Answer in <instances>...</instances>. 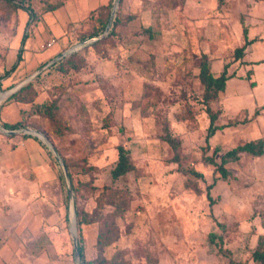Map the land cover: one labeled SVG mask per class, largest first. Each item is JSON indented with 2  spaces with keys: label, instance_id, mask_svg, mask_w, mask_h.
I'll use <instances>...</instances> for the list:
<instances>
[{
  "label": "rangeland",
  "instance_id": "374dc122",
  "mask_svg": "<svg viewBox=\"0 0 264 264\" xmlns=\"http://www.w3.org/2000/svg\"><path fill=\"white\" fill-rule=\"evenodd\" d=\"M17 1L35 16L0 1V165L11 160L4 156L14 146L9 139L24 135L8 131L25 128L39 131L66 159L76 211L91 220L81 224L84 264H263L253 252L264 247V154H240L225 164L227 176L218 166L226 150L264 138V0H119L116 8L112 0L110 17L115 14L97 47L81 37L105 14L95 9L110 0H89L84 7L87 0ZM115 18L121 22L112 30ZM245 30L255 41L235 59ZM25 33L23 59L4 76ZM84 47L82 66L51 64L29 82L33 99H8L25 85L11 95L8 90L58 53ZM205 57L213 73L229 63L232 75L207 103L199 78ZM207 106L217 113L216 124L250 119L218 129L207 142ZM4 107L8 120L17 115L13 122L2 119ZM18 121L29 127L3 126ZM119 145L128 150L131 169L114 179ZM48 155L57 179L52 206L59 211L61 204L63 221L37 223L44 205L33 201L38 196L25 184L35 175L16 174L19 192L0 202V264H75L65 174ZM111 191L125 204L114 219L117 239L100 253V225L116 209L102 198Z\"/></svg>",
  "mask_w": 264,
  "mask_h": 264
},
{
  "label": "trees",
  "instance_id": "16d2710c",
  "mask_svg": "<svg viewBox=\"0 0 264 264\" xmlns=\"http://www.w3.org/2000/svg\"><path fill=\"white\" fill-rule=\"evenodd\" d=\"M0 1L2 3H8L9 5H11L15 8H21L23 10L28 11L30 18H34V16H35V11L33 9H31L30 7L24 5V3L20 2V1H17V0H0ZM165 1H166V4H171L169 0H165ZM179 1H181L183 3L185 0H179ZM111 2H112V0H110V2L107 4L103 3L100 6H98V8L95 9V10H99V11H104L105 14L103 16H98L97 18H95L93 20V23H92L89 31L87 32L86 35H83L81 37V41L93 38L94 36H98L101 33H103V31L105 30V28L107 26L109 18H110V13H111V8H112ZM161 2H164V0H161ZM120 22L121 21H119V19L115 18V21L113 22V27L111 29L113 30ZM112 30H111V32H112ZM244 34H245L244 35V43L235 48V53H234L235 59L240 58L244 54L247 46L255 41V38L250 39L247 36V30L244 31ZM27 37L28 36L25 33L22 37L21 46L18 49L16 60L9 69L5 70V72L3 74L4 76H8L14 70H16L19 63L23 59L24 43H25ZM103 41H104V39L100 38V39L94 41L89 46L97 47ZM88 47H84L82 50L73 51V52L69 53L68 55L63 56L62 58L55 61L51 66L56 67L58 69H63V70H68L69 68H72V67L82 66L85 63V59H84V56L82 53H84ZM61 53L62 52L58 53L57 55H60ZM228 67H229V63H226L223 67V70L220 72V74L216 75L211 70L210 63H209L208 59L205 57L202 60L201 65H200L199 78H200L201 83L204 86V95L203 96H204V101L206 103L209 102L210 100L214 99L220 91H223L226 88L227 82H228L229 78L232 76L228 72ZM248 72L249 73L251 72L250 69L248 70ZM253 84H254V82L252 81V85ZM28 94H30V95H28ZM33 96L34 95L32 92V82H31V83L25 85L22 89L17 91L15 94L11 95L8 99L18 98L21 100L30 101L31 99H33ZM50 105H47L44 107H47L46 109L49 112L47 114L50 117H52L54 114L51 111V109L49 108ZM207 111L209 112V124H208L207 135H206V141L207 142H209L210 137H212L218 129H221V128H224L227 126L237 125L239 123L246 122L250 119V117L243 118V119H239L237 117H234L233 119H231V121H228L224 124H216V119L218 117L217 113L215 111H213L209 106H207ZM177 115L181 116L179 113H177ZM180 118H183V116H181ZM3 126L7 129L29 127L28 125L24 124L23 121H18L15 123L5 122V123H3ZM37 129L41 130L40 128H37ZM47 133L50 134L49 132H47ZM23 136H30V135L24 134ZM34 137L41 143V145L48 152V154L51 155L52 159H54V161L60 166L58 159L55 156H53L49 147L42 141V139L37 137V136H34ZM242 153H248V154H251L253 156L263 155L264 154V138H259L256 140H248V141H245L243 143H239L238 145L234 146L231 149L226 150L224 152V154L222 155L221 163L218 166V169L222 173L223 176H227V174H228V170H227L225 164L227 162H229L230 160L237 159L240 156V154H242ZM65 163L68 165L66 159H65ZM130 169H131V164H130V159L128 156V150L123 145H119L118 146V161H117L114 169L112 170V177L114 179H117V178L125 175ZM197 174L201 175L198 172H197ZM208 197L211 198V195L209 192H208ZM67 198H68V194H67ZM102 198H105L107 200H111V201H108V203H113V205L116 206V209L113 210L112 212H110L107 215L105 221L100 225L98 235H97V240H96V246H97V249L100 251V253H102V251L104 250V248L106 246L110 245L111 243H113L117 239L118 229L114 223V219H115L117 214H120L122 212V209H123L124 204H125L123 199H122V194L118 193L117 191H111L108 194H106L105 197L103 196ZM210 200L212 202V199H210ZM66 208L67 209L69 208L68 203L66 204ZM67 217H68V213H67ZM83 222L90 223L91 220L84 221L82 219V217H80V212L77 211L78 242H79V248L81 251L82 264H84V248L82 245V238L83 237H82V230H81V224ZM253 258L256 261L264 262V247L258 245V247L253 252ZM103 260L106 264H113V262H108L105 259H103ZM120 264H127V262L122 260Z\"/></svg>",
  "mask_w": 264,
  "mask_h": 264
},
{
  "label": "crops",
  "instance_id": "0c3cea01",
  "mask_svg": "<svg viewBox=\"0 0 264 264\" xmlns=\"http://www.w3.org/2000/svg\"><path fill=\"white\" fill-rule=\"evenodd\" d=\"M88 1L89 0L84 2L82 6L83 7L88 6L87 4ZM249 38L252 39L254 37L251 36ZM249 45L247 46V48L249 47ZM244 61L246 63H251V60L244 59ZM251 81H253L255 84V80L252 79ZM7 114L8 111H6V107H4L1 112V116L4 121L13 122L17 118L16 115V118L14 120H8ZM4 117H6V119H4ZM12 142L14 143L13 148L6 150L4 153V156L7 155L10 156L11 160L6 162L5 164L3 163L2 165H0V173H2V177L0 178V188H1L0 190L2 191H0V195L1 193L8 194L9 197L8 198L1 197L0 202L2 201L7 203L11 202L12 199L11 193L19 192L18 183L13 178L14 176H16V174H20L24 177L25 171L31 172V175L32 176L35 175V176L32 178V180L27 181L25 184L27 187L31 186L32 187L31 193L36 194L38 196V198L34 199L33 201L38 202L37 204L44 205L43 212L38 215L39 216L38 219L36 217V220H38L37 223H40L42 225H48V224L53 225L59 220H62V217H64L65 214L62 213V208L60 206L61 204L59 203V208H60L59 211H56V209H54L55 205L54 208L52 206L53 201L51 199V196H52V190H54L52 189V186L56 185L57 179H56V172L53 168V165L51 164L50 157L47 151L43 148L41 143L34 137V135L17 136L9 139V143ZM6 170H9V173L6 174L7 172ZM59 192H60L59 198L62 199L61 190H59ZM9 204L13 208L14 206L13 204L15 203H9ZM9 204L6 205V208L11 207ZM3 206H5V203L3 204ZM30 206H32V204ZM14 208H15L14 211H18L20 209V207L18 206H14ZM55 211L58 213H56ZM21 215L22 214H20L19 212V218ZM2 216L4 217L6 216L5 212L2 213ZM4 217L2 221L4 220V222L7 223L8 221H6L5 220L6 217L5 218ZM12 223L13 222L10 221V224Z\"/></svg>",
  "mask_w": 264,
  "mask_h": 264
},
{
  "label": "water",
  "instance_id": "95a60500",
  "mask_svg": "<svg viewBox=\"0 0 264 264\" xmlns=\"http://www.w3.org/2000/svg\"><path fill=\"white\" fill-rule=\"evenodd\" d=\"M118 3H119V0H117L115 8L118 6ZM114 14H115V9L113 10V12L111 14V17H110V21L107 24L106 34L109 32V29H110V26H111V23H112ZM103 36L104 35L94 36L93 38H91V41H96V40L102 38ZM85 44H87V43H85ZM74 50H75V48H70V49L66 50L65 52L61 53L60 55H58L56 58H54L51 61H49L44 67H41L40 69H38L37 71H35L33 74H31L25 81H23L22 83L16 85L12 89L8 90L7 91V95H11V94L15 93L17 90H19L24 85H26L27 83H29L36 75H38L39 73H41L45 67L53 64L58 59L62 58L65 55H68L69 53L73 52ZM0 103H1V100H0ZM8 132L9 133L19 132V133H24V134L25 133L34 134V135H37L40 138H42L43 141L46 142L49 145V142L45 138V136H43L37 130H33V129H30V128H25V129H22L20 131L9 130ZM51 150L55 154L56 158L58 159V161L60 162V164H61V166H62V168L64 170L65 179H66V183H67V189H68V204H69V210H70V213H72V217H73V221H74L73 245H74L75 264H82L81 251H80V248H79V242H78V237H77V211H76V205H75L73 183H72V180H71V177H70L68 168H67L66 164L64 163L63 159L60 157V155L58 154V152L56 151V149L53 146L51 147Z\"/></svg>",
  "mask_w": 264,
  "mask_h": 264
},
{
  "label": "built area",
  "instance_id": "2783aa9c",
  "mask_svg": "<svg viewBox=\"0 0 264 264\" xmlns=\"http://www.w3.org/2000/svg\"><path fill=\"white\" fill-rule=\"evenodd\" d=\"M55 42H56V40L54 38L51 39L50 41H48L46 43L45 48L53 46L55 44Z\"/></svg>",
  "mask_w": 264,
  "mask_h": 264
}]
</instances>
